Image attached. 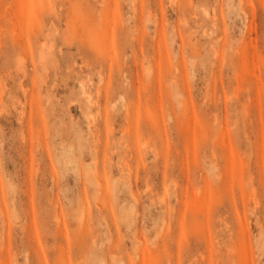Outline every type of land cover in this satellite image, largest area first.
<instances>
[{
    "label": "rangeland",
    "instance_id": "obj_1",
    "mask_svg": "<svg viewBox=\"0 0 264 264\" xmlns=\"http://www.w3.org/2000/svg\"><path fill=\"white\" fill-rule=\"evenodd\" d=\"M0 264H264V0H0Z\"/></svg>",
    "mask_w": 264,
    "mask_h": 264
},
{
    "label": "bare ground",
    "instance_id": "obj_2",
    "mask_svg": "<svg viewBox=\"0 0 264 264\" xmlns=\"http://www.w3.org/2000/svg\"><path fill=\"white\" fill-rule=\"evenodd\" d=\"M85 93V92H84ZM86 95V94H85ZM90 100V99H89Z\"/></svg>",
    "mask_w": 264,
    "mask_h": 264
}]
</instances>
